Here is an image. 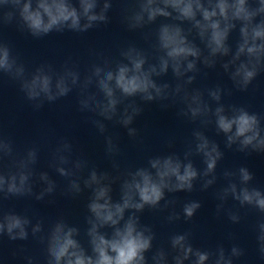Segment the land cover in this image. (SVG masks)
<instances>
[{"label":"clouds","instance_id":"clouds-1","mask_svg":"<svg viewBox=\"0 0 264 264\" xmlns=\"http://www.w3.org/2000/svg\"><path fill=\"white\" fill-rule=\"evenodd\" d=\"M122 3V22L128 31L141 33L146 47L128 44L119 50L118 59L98 54L99 62L92 63L83 74L71 58L59 69L50 63L30 69L7 42L0 40V77L17 85L33 111L76 90L78 110L90 114L89 122L104 137L105 155L117 173H98L93 166L84 178L89 161L82 155L73 158V144L66 138H60L51 151L49 167L67 180L65 195L76 197L84 189L91 190L86 205L90 215L85 217L91 255L76 238L80 228L62 217L46 228L43 219L33 223L27 214L0 207V237L24 241L31 234L42 246L43 264H149L145 255L149 252L151 264H234L245 255L243 248L236 244L230 249L223 244L212 249L195 247L190 230L172 234L170 250L161 247L153 251L156 233L151 225L141 222L138 214L146 208L168 210L166 220L170 224L192 220L202 207L201 201L188 200L178 211L177 200L167 198L166 192L191 193L194 182H199V190L204 192L217 183V165L224 152L205 134L209 125H214L217 135H224L226 149L235 145L241 153H264V114L243 105L223 103V97L231 95L232 90L220 85L203 90L189 88L201 73L198 65L215 69L219 62L240 92H246L264 72V0ZM112 7L113 0H0V27L13 25L36 39L53 32L86 33L108 24ZM158 18L163 20L153 28ZM233 32L238 33L234 48L229 43ZM169 72L174 84L162 80ZM135 98L146 104L155 102L162 109L181 104L177 117L198 121L192 139L186 142L183 158L174 152L150 156L146 166L121 171L118 137L109 133L106 122L122 127L129 138L137 140L139 132L133 125L144 109ZM174 143L169 139L167 146L171 148ZM38 151L37 147H28L20 154L13 141L0 134V201L25 196L43 201L56 191V181L47 172L38 174V180L46 186L38 193L33 190ZM194 155L202 157V169L194 166ZM221 175L226 183L214 191L216 216L224 215L232 224H239L241 209L256 211L260 219L255 225V239L264 260V190L251 186L254 176L245 166L225 169ZM117 181L120 200L113 202L112 185ZM229 200L238 207H229ZM104 228L111 229V235L102 232ZM228 238L234 239L231 233ZM25 259L27 264H40L33 256Z\"/></svg>","mask_w":264,"mask_h":264}]
</instances>
